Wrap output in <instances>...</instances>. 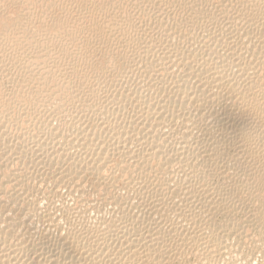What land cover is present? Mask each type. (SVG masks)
Returning a JSON list of instances; mask_svg holds the SVG:
<instances>
[{"label":"bare ground","instance_id":"bare-ground-1","mask_svg":"<svg viewBox=\"0 0 264 264\" xmlns=\"http://www.w3.org/2000/svg\"><path fill=\"white\" fill-rule=\"evenodd\" d=\"M68 1L0 0V53L13 64L19 58L8 51L34 50L45 64L25 65V89L36 93L32 103L24 93L26 112L0 94V139L11 138L14 128L21 131L15 133L20 141L4 145L5 161L0 157V264H191V257L212 264L226 242L213 234L231 233L237 225L239 232L249 225L264 228V0H79L73 20L55 13L33 35L19 29L36 19V8L47 16ZM130 5L149 17L146 24H139ZM13 6L23 17L18 8L19 18L8 17ZM50 49L53 64L46 62ZM133 80L137 86L130 85ZM53 118L60 121L56 127ZM112 155L119 158L113 166L123 171L121 181L118 174H103ZM31 170L54 174L75 196V208L63 206V214L42 210L47 231H59L61 219L74 213L87 216L85 206L96 210L91 221L64 222L69 226L57 234L37 229L31 220L41 208L28 194L32 185L25 187ZM89 175L97 179L89 182L98 204V196L88 197ZM125 190L134 191V198ZM239 213L236 225L228 217L216 222L218 214ZM259 257L264 264V254Z\"/></svg>","mask_w":264,"mask_h":264},{"label":"rangeland","instance_id":"rangeland-1","mask_svg":"<svg viewBox=\"0 0 264 264\" xmlns=\"http://www.w3.org/2000/svg\"><path fill=\"white\" fill-rule=\"evenodd\" d=\"M75 1H77V2H75ZM98 1H99V0H98ZM100 1H103V0H100ZM130 1H131V2H130L129 4L132 3V0H130ZM68 2H69V1H68ZM72 2H75V6H74V3H73V6L71 5ZM64 4H67V5H64ZM78 4H79V0H73V1H70L69 4H68V3H65V2L60 3L59 5H62V6L55 7V10H53V9H49V12H47V14L49 13V14H51V15H47V16H46V13H45V16H46L47 19L45 18L44 14H42L41 11H37L39 8H36V9L34 10V12L32 13V14L34 15V17L36 16V19H37V17H38L37 20H40V16H41V18H42L43 16H44V17L38 22L35 18H33L32 14H31V16H32V18L34 19V21L29 22V23H28V21H27V22H26V21H23L25 24H24L23 22H21V23L24 24V25L21 26V24H20V28H19V29L22 28V29H21L22 31H23V29H25V30H26V31H25L26 34L28 33L27 35H29V34H30V35H33V34H35L36 32L39 31V29H40V23L43 24L42 20H43V21L45 20V21H44V25H48V24H47L48 22H49V25H50V23H51L54 19H56V17H57V19H59L60 14L63 15V16H60V19H62V18H63V19H71V18L73 17V18H72V20H73V19H75V18L80 14V11H79L80 8L77 6ZM132 4H133V3H132ZM70 5H71V7H73V8H71ZM132 6H133V8H132L133 10H132L131 14H134V16H136V18H137V16H138V19H137V20H138L139 24H146V21L149 19V17L146 18L145 15H142L141 13H137L138 10L135 8L134 5H132ZM132 6L130 5V8H131ZM59 7H62V10H61V8H59ZM64 7H65V8H64ZM68 7H70L71 9L69 8V9H70V10H69ZM11 8H12V7H11ZM11 8H10V11L12 10V11L14 12V11L16 10V11H15V14H14L13 12H9L11 15H9V13L7 14V15H9V16H8L9 18H10V16L12 17L11 20H13V19H15V18H19V16H22V17H23V15H21V14H23V11H22V10H21V11H22V12H21V11L19 10V8L17 7L18 10H19V14H20V15H19V14H17V13H18V10H17V8H16L15 6H13L12 9H11ZM63 8H64V9H63ZM66 8H67V9H66ZM76 8H78V10H77ZM59 9H60L62 12H60ZM72 9H73V10H72ZM51 10H52V11H51ZM64 10H65L66 12L69 11V13H68V12H67V13H68V15H70V16H68L67 13H66ZM71 10H72V11H71ZM134 10H135V11H134ZM73 11H74V13H72ZM78 11H79V12H78ZM82 11H83V10H82ZM136 11H137V12H136ZM36 12H38V13H36ZM40 12H41V13H40ZM50 12L54 13V15H52V13H50ZM12 13H13V14H12ZM34 13H36V15H35ZM39 13H40V14H39ZM55 13H58V14H57L58 16H56ZM64 13H65V14H64ZM70 13H72V15H71ZM75 13H77L78 15L74 16ZM41 14H42V15H41ZM135 14H136V15H135ZM15 15H16V16H15ZM18 15H19V16H18ZM37 15H39V16H37ZM64 15H65L66 17H65ZM13 16H14L15 18H14ZM55 16H56V17H55ZM71 16H72V17H71ZM141 16H142V17H141ZM51 17H52V18L54 17V18L52 19ZM74 17H75V18H74ZM139 17L142 18V19H140ZM144 17H145V19H143ZM44 18H45V19H44ZM50 18H51V19H50ZM145 20H146V21H145ZM140 21H141V23H140ZM33 22H35V23H33ZM37 22H38V24H37ZM143 22H144V23H143ZM45 23H46V24H45ZM136 23H137V22H136ZM26 24H27V26H25ZM29 24H32V25L30 26ZM36 24H37V26H38L39 28L36 27ZM137 24H138V23H137ZM28 25H29V26H28ZM23 26H25V27H23ZM34 26H35L36 28H33ZM26 27L29 29V32H30V33L28 32V30H27ZM34 29H36L37 31H36V32L34 31V33H33L32 30H34ZM113 32H114L113 34H115V32H117V31L114 30ZM71 45H72V44H71ZM71 45L69 44L68 46H69V47H72V48H71V51L73 52V51H74V48H73V45H72V46H71ZM58 46H59V44L56 45L55 48H54V50L56 49V53H57L56 55H55V51H52L53 49H52V50H51V49L49 50V54H50L49 56H50V57L47 58V61H46L47 64H50V63H51L50 61H53L54 57H55V56L57 57V56L59 55V53H60V51H59V50H60V47H58ZM56 47H58V48H56ZM110 47H111V45H110ZM57 49H58V50H57ZM19 50H20V48H19ZM75 51H76V50H75ZM75 51H74V52H75ZM10 52L12 53V51H10ZM10 52H9V51L7 52V53L10 54L9 56H12V55L15 56V55H16L15 57L19 58L18 61H17V63H19V64H18L17 66H16L17 63L9 64L8 56H6V57H7V58H6L5 55L2 54V52L0 53V57H1V58L3 57V59H4V62H3V59H2V61H1L2 63L0 62V63H1V64H0V65H1V66H0V71H1V73H2V74L0 73V78H2V79H0V80H1V81H0V88H1L4 92L0 89V94H2L1 96H3V97H4V96H7V98L5 97L4 99L8 100V102L11 103L12 108L14 107V108H16V109L19 110V111H20V109H21L20 112H23V111L26 112V111H27V110H26V107H27V109H29V107H30V106H29L30 104H29V102L27 103V101L30 100V103H32L31 99H32V98H33L32 100L35 99L36 93H34L35 95H33V92H32V93L30 92L31 90L28 91L29 88L26 86V85H27V83H26L27 81L25 82V78L27 79V76L29 75V73H26V74H25V73H23V72H26V66H27V65H29V66H27V67H31V68H33V66H34V68H35V67L37 66V64H40L41 66H44L45 64H44L43 61L40 60V61L43 63V65H42L41 62L38 61V59H36V52H35L34 50H30L29 52H28V50L25 51V52L23 51V53H21V52H17L18 54H14V51H13L12 54H11ZM27 52H28V53H27ZM31 52H32V55H34V56H32L33 58L31 57V54H30ZM33 52H34V53H33ZM51 52H53V53H51ZM15 53H16V52H15ZM26 53H27V55H29V57L27 56V58H28V60H30V63H29L28 60L26 59V56H25ZM102 53L105 54L106 52H102ZM20 54H21V55H20ZM23 54H24V55H23ZM51 54H53V55L51 56ZM18 55H19L20 57H18ZM54 55H55V56H54ZM100 55H101V54H100ZM100 55H98L99 57L97 56V57H95V58H96V59H102L103 57H101ZM23 56H24V57H23ZM4 57H5L7 60H6ZM22 57H23V58H22ZM30 57H31V59H29ZM34 57H35V58H34ZM56 57H55V58H56ZM1 58H0V60H1ZM20 58H21V60H20ZM22 59H24V61H22ZM34 59H35V60H34ZM48 59H49V60H48ZM50 59H51V60H50ZM25 60H27L26 63H25ZM31 60H33V63H32ZM20 62H22V63H24V64H22V63H20ZM38 62H40V63H38ZM48 62H49V63H48ZM34 63H37V64H34ZM2 64H4V65H2ZM5 64H9V66L11 67V70L9 69L10 67H9L8 65H7L8 67L5 66ZM20 64L23 65V66L20 67ZM30 64H31V66H30ZM32 64H33V66H32ZM51 64H53V62H52ZM25 65H26V66H25ZM35 65H36V66H35ZM40 65H38V66H40ZM12 66H13V67H12ZM15 66H16V67H15ZM18 66L20 67V69L18 68ZM2 67H3L4 69L7 68V69H6L7 71L4 72V70L2 69ZM12 68L15 69V70H17V72L19 71V73H16L15 71H13ZM21 68H22V69H21ZM1 69H2V70H1ZM8 69H9V71H8ZM23 69H24L25 71H24ZM20 70H21V71H20ZM11 71H13L15 74H14L13 72H11ZM3 72L6 73V75L3 74ZM9 72H11V73H10L11 75H10V74L7 75V73H9ZM16 74H17V75H16ZM22 74H24V75L21 76ZM3 75H5V78H4ZM13 75H14V76H13ZM18 75H19V77H18ZM7 76H8L9 79L7 78ZM9 76H12V77L10 78ZM16 76H17V77H16ZM24 76H25V78H24ZM20 77H22V79H20ZM114 77H115V76H113L112 78H114ZM3 78H4V85L2 84V86H3V87H2V86H1V83H3V81H2ZM6 78H7L8 80H7ZM12 78H14V79H12ZM11 80H12V81H11ZM14 80H15V81H14ZM16 80H17V82H16ZM19 80H20V81H19ZM22 80H23L24 83H26V84H24ZM7 81H8V82H7ZM9 81H11L12 83L10 82V83H11V84H10ZM18 81L20 82V84H19ZM135 81H136V80H135ZM135 81L133 80L132 83L130 82V85L137 86V85H138V82H135ZM15 82H16V83H15ZM8 83H9V84H8ZM126 83H127V82L124 83V84H125V85H124L125 88H126V85H129L128 83H127V84H126ZM134 83H135L136 85H135ZM13 84H14V85H13ZM11 85H12V86H11ZM15 85L18 86V87H16ZM7 86H8V87H7ZM19 86H20L21 88H20ZM23 86H26V87H23ZM4 87H5V89H7V88H9V89L4 90ZM11 87H15V88H11ZM22 87H23V88H22ZM101 87H102V85H101ZM103 87H104V86H103ZM103 87H102V88H103ZM16 88H19V89H16ZM25 88H28V90L25 89ZM33 88H34V87H33ZM13 89L17 90L18 93H17V92L14 93V90H13ZM22 89H23V91H21ZM24 89H25V90H24ZM7 91H8V92H7ZM12 91H13V92H12ZM19 91H21V92H19ZM25 91H26V92H25ZM9 92L12 93V94L14 93L15 95H14V94H13V95H14L15 97H14L12 94L10 95ZM19 93L21 94L20 96H23V97H24V99H22L23 101H20V100H21L20 98H22V97L19 98V96L17 95V94H19ZM24 93H25L26 95H27V93H28L29 98H28ZM30 93H31L33 96L30 95ZM5 94H6V95H5ZM30 96H31V97H30ZM8 97H10L11 100H10ZM16 97H17L19 100L16 99ZM25 97H26V98H25ZM12 98H13V100H16V101L14 102V101L12 100ZM14 98H15V99H14ZM27 98H28L29 100H27ZM25 99H26V101H25ZM17 100H18V101H17ZM19 101H20V102H19ZM12 102H13V103H12ZM16 102H18V104H17ZM16 104H17V105H16ZM21 104H22V105H21ZM23 104H24V105H23ZM25 104H27V105H25ZM18 105H20V106H18ZM22 106H24V109H23ZM130 108H131V109H130ZM130 108L128 107L129 110L127 111L128 113H126L127 117H129L130 114L132 113V107H130ZM45 109L47 110V107H46ZM46 110H45V112L48 113ZM24 112H23V113H24ZM49 113H50V112H49ZM129 113H130V114H129ZM44 114H45V113H44ZM128 114H129V115H128ZM44 116H45V115H44ZM127 117H126V118H127ZM45 118L47 119L48 117H45ZM45 118H44V119H45ZM53 119H56V118H53ZM47 122H48V121H47ZM53 122H54V120H51L50 122H48V124L51 123V124H49V126H50V125L52 126V123H53ZM56 123H57V124H56ZM59 123H60V121H59ZM59 123H58V120L56 119L55 122L53 123V126H52V127H56V126H58ZM1 129H2V127H1ZM2 130H7V127L5 128V126H4V129H2ZM13 130H15V131H13ZM13 130H12L13 132L9 133V135H10V134H12V135H10L11 138H9L8 140L12 139L11 142L13 141L12 143H16V139H17L18 141H20L19 138H18V136H19L18 134H20L21 131H18V132H17L16 130H18V129H15V128H14ZM16 132L18 133V134H17V137L15 136V135H16V134H15ZM0 137H1V134H0ZM15 137H16V138H15ZM14 138H15V139H14ZM13 139H14V140H13ZM0 140L2 141V142H0V151H1V152H0V155H1V156H0V157L2 158L3 161H5V158H3V154H1V153H2V151H3V148H5L4 145L6 146L7 142L9 143L10 141H8V140L3 141L2 138H1ZM18 141H17V142H18ZM3 142H4V144H3ZM11 142H10L9 144H12ZM2 144H3V145H2ZM1 146H2V147H1ZM75 151H77V150L74 149V152H75ZM75 154H78V152H75ZM113 155H114V154H113ZM113 155H112L111 159H109L111 162H110V161L107 162V164H108L107 167H105V168L103 169V174H104V175L106 174V175H105L106 178L113 177V175L116 176V175L118 174L119 176L117 175V177H118L119 180H120V177L123 175V173H122L123 171L120 170V167L117 168L118 166H117V167H114V166H116L117 162H119V158H118V160H117V156H116V155L113 156ZM2 160L0 159V162H2ZM4 163H5V162H4ZM12 164H13V163H12ZM113 165H114V166H113ZM110 166H111V167H110ZM12 167H13V165H12ZM14 167H15V165H14ZM113 168H114V169H113ZM117 169H118V170H117ZM104 171H105V172H104ZM106 171H107L108 173H107ZM119 171H120V172H119ZM121 171H122V172H121ZM31 172H32V173H30L31 175H29V176H30V177L32 176L31 178L33 179V182H31V184H30V181H31L32 179L29 177L30 180H29V179L27 180V183H29V184H26V183H25V185H26L25 187H28L29 185H30V186L32 185L31 187L28 188L29 192H28V191H27V192H28L29 195H33V196L36 195V197H33V196L30 197L29 195H28V197H30V199H31V198L34 199V200L36 199V201L39 202V203H38V207L40 206V208H41V209H39L38 211H40V212H42V213L38 212L39 214H37V215H39V217H38V216H34V217L32 218V220L34 219L33 221L36 222V223H34V222L31 220L32 224H33V225H36V228H37V229L39 228V225H40V228H39V229H41L42 232L45 230L44 232H49V233H50V232H52V230H54V231H53L54 233H53V232H52V233H53V234H55V233L57 234L58 232H60V231H62V230L64 231V230H65V227L69 226V225H66L68 222H69V223L71 222V224H74V225L77 226V225H79L80 222H81L80 224H82V223H85V222H87V221H91V219H90V220H87V219H89L91 215L96 214V210H94V208H92V207L85 206V208H84V207H82V208H83L84 210L86 209L85 212H86V214H88L87 216L85 215V216H82V218H81L80 215H76V214L74 213V216H76V217H75V218L73 217V218H71V219L68 220V221H65V220H67V219H66V217L64 216L65 219H63V218L61 219V220H62V223H63V224H62V229H59V231L55 232L56 229L51 227L52 230L50 229L51 231H47V230H49V229H48V228H49V222H48L47 220H45L46 217H42V216H44L48 211H49V213H56V214H58V213L60 214V213H61V214H63L64 211H65L68 207H70L71 205H72L71 207H73V205H74L73 208H75V204H74V203H75L76 200H75V199L73 200V199L71 198V197L75 198V196H72V195L68 194V193H69V190H68L69 188H68V187H71V186H69L70 184H67V186H68V187H67L66 184H64V183H63V184H62V183H59V182L57 183V182H56L57 177H56V176L54 177V174H50V173L48 174V173H45V174L43 175V172H40V171H39L40 173H38V176H37V173H35V172H38V170H35V171H34V170H33V171L31 170ZM112 172H113V173H112ZM32 174H35V175H32ZM41 174H42V175H41ZM40 175H41L42 177H40ZM48 175H49V176H48ZM50 175H52V176H50ZM46 176H47V177H46ZM90 176H91V175L87 176L86 179L84 178V180L86 181L87 185L89 184V185H88L89 187H91V183H90L91 181H92V183H95V182L97 181V179H96V177H95L94 175L91 176L92 178H91ZM107 176H108V177H107ZM33 177H34V178H33ZM36 177H37V178H36ZM39 177H40V178H39ZM43 177H44V178H43ZM49 177H50V178H49ZM51 177H53L54 179L51 178ZM35 178H36V179H35ZM89 178L91 179V181L89 180ZM34 179H35V181H34ZM51 179H52V180H51ZM38 180H39L40 182H39ZM54 180H55V182H54ZM87 180H88V182H87ZM28 181H29V182H28ZM43 181H44V182H43ZM89 181H90V182H89ZM117 181H118V180H116V184L118 183V185H120V188H123V186H121V185H122V182H120L121 180L119 181L120 184H119V182H117ZM52 182H53L54 184H53ZM96 183H97V182H96ZM37 184H38V185H37ZM58 184H62V186H60V185L57 186ZM63 185H64L65 187H64ZM33 186H34V187H33ZM55 186H57L58 188L55 187ZM32 187H33V189H32ZM44 187H45V188H44ZM59 187H60V189H59ZM66 187H67V188H66ZM89 187H88V188H89ZM43 188H44V189H43ZM49 188H50V189H49ZM92 188H93V187L89 188V190H88V191L91 190V191H90V195L88 194V197H89V196H91V197L93 196L92 199H94V197H95V195H96V196H98V197H95V199H96V200H97V198L99 199V198H100L99 195L96 194V191L93 190L94 188H93V189H92ZM30 189H31V190H30ZM35 189H37V190H35ZM52 189H53V190H52ZM65 189H66V190H65ZM95 189H96V188H95ZM123 189H124V188H123ZM32 190H33V191H32ZM34 190H35V191H34ZM42 190H43V191H42ZM44 190H45V191H44ZM67 190H68V191H67ZM31 191H32V192H31ZM39 191H40V192H39ZM46 191H47V193L49 194V195L47 194L48 196H45V195H46V193H45ZM50 191H51V192L53 191L52 193L55 192L54 195L56 194V191H57V195H56V197H55L54 195L52 196V194H51ZM94 191H95V192H94ZM35 192H36V193L38 192V193L36 194ZM49 192H50V193H49ZM63 192H65V193H63ZM66 192H68V193H66ZM125 192H126V190H125ZM130 192H131V193H130ZM30 193H32V194H30ZM33 193H35V194H33ZM127 193H128V195L130 194V195L128 196V197H130V199H133V198H134V196H135V195H134V191H132V190L130 191V190H129V191L126 192V194H127ZM39 194H40V195H39ZM41 194H42V195H41ZM43 194H45V195H43ZM50 194H51V195H50ZM59 194H60V195H59ZM94 194H95V195H94ZM38 195H39V196H38ZM62 195H63V196H62ZM132 195H133V196H132ZM42 196H43V197H42ZM51 196H52V198H51ZM70 196H71V197H70ZM37 197H38V198H37ZM66 197H67V198H66ZM91 197H89V198L91 199ZM132 197H133V198H132ZM50 198H51V201H50ZM62 198H63V199H62ZM42 199H43L44 201H43ZM52 199H53V201H54V200H55V201L53 202ZM56 199H57V200H56ZM95 199H94V200H95ZM48 200H49V201H48ZM60 200H61V201H60ZM68 200H70V201H68ZM58 201H59V202H58ZM64 201H65V202H64ZM98 201H100V200H97V201H96L97 204L99 203ZM45 202H46V203H45ZM57 202H58V203H57ZM60 202H61V203H60ZM63 202H64V203H63ZM73 202H74V203H73ZM53 203H55V204H53ZM72 203H73V204H72ZM41 204H42V205L44 204V205L42 206ZM51 204H53V207H54V205H55V207H54V211L57 210L58 212H57V211H55V212L53 211V207L50 206ZM69 204H70V205H69ZM67 205H68V206H67ZM60 206H61V208H59ZM63 206H65V210H64ZM45 207H46V208H45ZM57 207H58V208H57ZM71 207H70V208H71ZM44 208H45V209H44ZM49 208H50L51 210H49ZM56 208H57V209H56ZM62 208H63V209H62ZM89 208H90V209H89ZM91 208H92V209H91ZM59 209H60V211H59ZM61 209H62L63 211H61ZM42 210L45 211V214H44V212H43ZM88 210H90V211H88ZM51 211H52V212H51ZM62 212H63V213H62ZM87 212H92V214H89V213H87ZM41 214H43V215H41ZM109 214H110V213H108L107 216H109ZM40 215H41V217H42L43 219L40 217ZM110 215H111V214H110ZM77 216H79V217H77ZM93 216H94V215H93ZM93 216H92V217H93ZM111 216H112V215H111ZM111 216H109V217H111ZM83 217H84V218L86 217V218L83 219ZM216 217H218V218H216V220L219 219V220L216 221V222H218V223H223V221L226 220L227 222L230 221L232 224H235V225H236L237 221L240 222V220H241V218H242L240 213H239V216H238V214H236L234 217H233V215H232L231 217H232L233 219H232L230 216H224V214H222V215H221V214H218V216H216ZM222 217H223V218H222ZM226 217H228V218H226ZM236 217H237V219H235ZM39 218H40V220H43V221H39ZM76 218H79L80 220H79V219H78V220H79L80 222H79ZM225 218H226V219H225ZM74 219H76V220H74ZM81 219H82V221H81ZM220 219H222V220H220ZM224 219H225V220H224ZM228 219H229V220H228ZM231 219H232V220H231ZM234 219L237 220V221H235ZM238 219H240V220H238ZM37 220H38L39 223L37 222ZM44 220L47 221V222L45 223ZM73 220H74L75 223L73 222ZM226 221H225V222H226ZM40 222H41V223L43 222L42 224H43V225H46V226H43ZM64 222H67V223H65V225H64ZM76 222H77V223H76ZM239 222H238V223H239ZM44 223H45V224H44ZM238 223H237V224H238ZM37 224H38V225H37ZM254 226H255V227H254ZM254 226H253V225H249V227H248V228L251 229V230H249V231H250L249 234L251 233L250 235L248 234V230H247L248 228L245 229V231H244V230H241V232H239V230H236V228H238V229L240 228V225H237L236 228L233 227L234 229L230 231L231 233L226 232V231L223 232L222 230H220V231L217 230V231H219V233H221V234H219V233L216 232V230H215L216 233L214 232L215 234H213V235H215V236H214V237L216 238L215 240H217L219 243H224V242L226 241L224 244H225V245H228V246H227V248H226V247L224 248L225 245H224V244L221 245V246H223V248H224V249L221 248V250L224 252V254L220 251V253H218V254L215 256L216 259L212 260V264H218V263H219V264H234L233 262H235V261H236V264H237V263H238V264H258V262H259L260 259H261V257H259V256H261V255L264 254V251H263V250H264V249H263L264 247H262V246H264V239H263V238H264V232H263L264 228H261L262 232H257V228H258V231H261L260 228H259V227H261V226H259V225H257V227H256V225H254ZM47 227H48V228H47ZM262 227H264V226L262 225ZM42 228H43V229H42ZM44 228H45V229H44ZM254 228H255V229H254ZM57 230H58V229H57ZM234 230H235L236 232H235L234 235H233L232 232H234ZM254 230H255V231H254ZM39 231H40V230H39ZM41 231H40V232H41ZM221 231H222V232H221ZM237 231H238V233H237ZM246 232H247V233H246ZM256 232H257V233H256ZM217 233H218L219 235H217ZM224 233H227V234L223 235ZM241 233H242V234H241ZM245 233H246L247 235H245ZM253 233H254V234H253ZM255 233H256V234H255ZM261 233H263V235H262ZM237 234H238V235H237ZM243 234L245 235V236H243V237H246V236H247L246 239H249V241H251V242H250L251 244L248 242V240L246 241L245 238H244V239H245L246 242L244 241V239H240V240H239L240 237L242 238V235H243ZM239 235H240V236H239ZM251 235H253L254 237H253V236L251 237ZM256 235L259 236V237H257ZM216 236H217V237H216ZM218 236H220V237H218ZM261 236H262V237H261ZM221 237H223L225 241H224L223 238H221ZM255 237H256V238H255ZM260 237H261V242H260V243H261L262 246L259 245V246H257V247H258V248H257V247H256V243H255V245H254L253 243H254L255 241H258V242H259V241H260V239H259ZM219 238H220V239H219ZM251 238H252V239H251ZM218 239H219V240H218ZM256 239H258V240H256ZM221 240H223V241H221ZM228 240L231 242L230 245H229V241H228ZM262 240H263V242H262ZM234 241H235L236 243H235ZM238 241H239V242H238ZM241 241H242V242H241ZM243 241H244V242H243ZM232 242H233V243H232ZM237 242H238V243H237ZM244 243H245V244H244ZM260 243H257V244H260ZM242 244H243V246H242ZM249 244H250L251 247H252L253 245L255 246V247L253 246L254 248L252 247V249H253L254 251L251 249V247L249 246ZM244 245H246V246L248 245V246H247V247L245 246V247H246V248H245ZM235 246H236V247H235ZM240 246H241V247H240ZM229 247H230V249H229ZM233 247H234V248H233ZM259 247H260V248H259ZM238 248H239V250H238ZM241 248H242V249H241ZM243 248H244L245 250H244ZM256 248H257V250H256ZM237 250H238V251H237ZM250 250H252V251H250ZM258 250H260L261 253H260ZM261 250H262V251H261ZM231 251H232V252H231ZM249 252H250V253H249ZM233 253H234V254H233ZM253 253H255V255H254ZM221 254H222V255H221ZM236 254H237V255H236ZM238 254H239V255H238ZM243 254H244V255H243ZM249 254H250V256H248ZM252 254H253V255H252ZM257 254H259V255H257ZM240 255H241V256H240ZM246 255H247V256H246ZM217 256H218V257H217ZM225 256H226V257H225ZM238 256H240V258H238ZM242 256H244V257H242ZM241 257H242V258H241ZM253 257H254L255 260L252 259ZM191 259H192V260H191ZM231 259H232V263H231ZM257 259H259V260H257ZM194 260H195V259H194L193 257H191V258H190V263L192 262L191 264H196ZM216 260H218V261L220 260V262H218V261H216ZM246 260H247V261H246ZM248 260H249V261H248ZM193 262H194V263H193ZM197 262H198V261H197ZM214 262H215V263H214ZM216 262H218V263H216ZM241 262H242V263H241ZM247 262H248V263H247ZM251 262H252V263H251ZM197 264H198V263H197Z\"/></svg>","mask_w":264,"mask_h":264}]
</instances>
